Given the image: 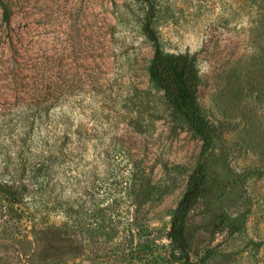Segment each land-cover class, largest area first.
<instances>
[{
    "label": "rangeland",
    "instance_id": "rangeland-1",
    "mask_svg": "<svg viewBox=\"0 0 264 264\" xmlns=\"http://www.w3.org/2000/svg\"><path fill=\"white\" fill-rule=\"evenodd\" d=\"M0 264H181L171 215L209 183L187 255L264 264L263 0H2ZM195 54L201 141L149 76L154 45ZM239 226V228H237Z\"/></svg>",
    "mask_w": 264,
    "mask_h": 264
},
{
    "label": "trees",
    "instance_id": "trees-1",
    "mask_svg": "<svg viewBox=\"0 0 264 264\" xmlns=\"http://www.w3.org/2000/svg\"><path fill=\"white\" fill-rule=\"evenodd\" d=\"M0 8H3L6 13L2 0H0ZM262 11L264 14V6ZM149 13L143 24V30L154 45L148 69L150 79L164 92L173 113L187 123L199 138L202 143L200 151L202 157L212 148L215 135L197 101L196 93L201 77L195 54L187 51L178 53L162 51L151 27L152 12L150 10ZM208 183L207 166L201 158L190 173L186 189L171 215L168 236L172 244L185 253L181 264H205L204 262H190V257L187 255L189 241L186 221L192 207L206 192ZM21 194L18 187L0 181V195L7 198L11 206L21 203L23 198Z\"/></svg>",
    "mask_w": 264,
    "mask_h": 264
}]
</instances>
